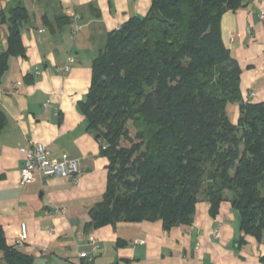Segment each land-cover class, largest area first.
<instances>
[{"label":"trees","instance_id":"16d2710c","mask_svg":"<svg viewBox=\"0 0 264 264\" xmlns=\"http://www.w3.org/2000/svg\"><path fill=\"white\" fill-rule=\"evenodd\" d=\"M245 0H152L107 34L92 63L80 110L109 159L107 188L89 211L86 231L119 221H157L165 229L191 224L197 203L213 215L229 199L241 230L264 237V102L243 100L242 69L222 34L228 11ZM28 11L0 14L8 46L0 78L14 56H25L21 27ZM239 104L235 123L228 105ZM7 115L0 106V131ZM4 264H34L7 243Z\"/></svg>","mask_w":264,"mask_h":264},{"label":"crops","instance_id":"0c3cea01","mask_svg":"<svg viewBox=\"0 0 264 264\" xmlns=\"http://www.w3.org/2000/svg\"><path fill=\"white\" fill-rule=\"evenodd\" d=\"M223 15V39L242 69L241 94L264 102V0ZM152 0H0V14L18 6L29 18L21 34L25 56H14L0 78V106L7 123L0 131V225L15 245L22 223L29 237L18 249L34 264H264V237L241 230L239 211L229 199L216 215L197 203L191 224L165 229L160 220L108 224L86 231L90 209L107 188L109 159L80 110L91 86L92 63L107 34L130 17L147 14ZM80 16L75 35L73 18ZM8 26L0 22V53ZM74 56L70 70L64 67ZM237 122L239 104L228 105ZM232 114V115H231ZM43 143L53 157L79 159L81 172L20 185L25 149ZM219 231V237L213 235ZM98 241L94 249L91 239ZM87 253L92 260L81 257ZM5 261L1 259L0 264Z\"/></svg>","mask_w":264,"mask_h":264},{"label":"built area","instance_id":"2783aa9c","mask_svg":"<svg viewBox=\"0 0 264 264\" xmlns=\"http://www.w3.org/2000/svg\"><path fill=\"white\" fill-rule=\"evenodd\" d=\"M264 18V16H262ZM72 29L75 35L81 29L80 16L74 14L72 16ZM75 61V57L71 56L68 63L64 67L65 71L70 70V63ZM81 172V164L79 159L73 158L68 154H63L60 157L51 156L48 148L41 142H36L29 148L25 149V158L20 169V185L33 183L36 179H44L48 177H71L77 180L78 174ZM215 237H219V231H213ZM29 237V232L26 223L20 225V229L16 236L15 245H24ZM91 244L94 249L99 247V243L94 238L91 239ZM81 257L92 258L85 252L81 253Z\"/></svg>","mask_w":264,"mask_h":264},{"label":"rangeland","instance_id":"374dc122","mask_svg":"<svg viewBox=\"0 0 264 264\" xmlns=\"http://www.w3.org/2000/svg\"><path fill=\"white\" fill-rule=\"evenodd\" d=\"M232 115V114H231Z\"/></svg>","mask_w":264,"mask_h":264}]
</instances>
